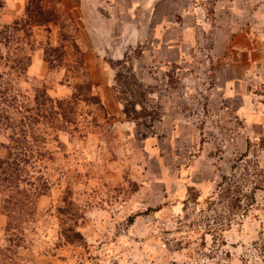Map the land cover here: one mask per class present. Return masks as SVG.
Segmentation results:
<instances>
[{
	"label": "rangeland",
	"instance_id": "rangeland-1",
	"mask_svg": "<svg viewBox=\"0 0 264 264\" xmlns=\"http://www.w3.org/2000/svg\"><path fill=\"white\" fill-rule=\"evenodd\" d=\"M116 1L139 7H109L106 37L80 0L2 1L0 159L20 182L0 192V264H254L264 187L222 244L188 200L264 139V0ZM118 74L151 117L126 118Z\"/></svg>",
	"mask_w": 264,
	"mask_h": 264
},
{
	"label": "trees",
	"instance_id": "trees-1",
	"mask_svg": "<svg viewBox=\"0 0 264 264\" xmlns=\"http://www.w3.org/2000/svg\"><path fill=\"white\" fill-rule=\"evenodd\" d=\"M2 1L4 0H0V9L3 7ZM46 22L48 20L40 18L32 24L41 25ZM123 60L124 58L119 60L118 64H124ZM117 79L124 80L126 91L121 93L129 94L128 98L123 97V94H119L115 87L116 97L123 106L122 111L126 118L138 120L151 117L152 112L146 110L144 105L147 94L144 85L133 74H129V77L118 74ZM137 106L140 110H137ZM257 150L264 151V139L259 140L257 146L253 148L252 155H249L250 146L248 145L247 151L232 165L230 174L221 177L213 194L203 204L201 203L200 207L197 208V198L193 197L188 200L196 206L193 210H198L200 222L205 227L206 234L211 235L212 238L218 237L221 244V233L228 230L232 222L237 223L244 220L256 206L257 192L263 191L264 168L259 163L256 155ZM9 156L11 157L10 154ZM9 156L0 159V192L1 189L6 192L4 203H7L12 197L10 193L13 187L11 183L13 177L17 182H20L18 176L11 171L12 166L18 167L19 165L11 164ZM18 164H23V161L20 160ZM253 247L256 256L254 264H264V232L253 243Z\"/></svg>",
	"mask_w": 264,
	"mask_h": 264
},
{
	"label": "crops",
	"instance_id": "crops-1",
	"mask_svg": "<svg viewBox=\"0 0 264 264\" xmlns=\"http://www.w3.org/2000/svg\"><path fill=\"white\" fill-rule=\"evenodd\" d=\"M93 0V2L88 5V3H86V0H80V10L83 14L84 11H88L86 12V15H84V18L82 19L83 24L85 25L84 27V32L87 31L88 26H91V24H95L96 26V31L99 32V36L102 37H106L107 32H110L111 34V30L112 27L110 25L111 19H110V8H112L113 11H115V8H118L119 14L121 15H127L129 20L132 21L135 11L133 10V8H137L139 7L136 4H133L132 2L129 5L130 9L125 10V12H123V10H120V3L119 1L116 0H107V2H103V3H98V1ZM96 8V9H95ZM132 8V9H131ZM133 10V11H132ZM125 13V14H124ZM105 26L104 30L102 31V29L100 30L97 26ZM125 26H127L125 24ZM102 27V26H101ZM141 29V30H140ZM138 28L137 26L134 27V31H132V27L130 26V31L128 30V32H124L125 34L129 33L128 35H124V37H139V32H142V28ZM122 35V36H123ZM118 57V56H117ZM33 67V65L31 66V68ZM4 136L0 135V143H2Z\"/></svg>",
	"mask_w": 264,
	"mask_h": 264
}]
</instances>
